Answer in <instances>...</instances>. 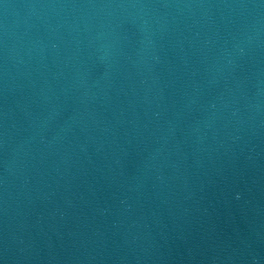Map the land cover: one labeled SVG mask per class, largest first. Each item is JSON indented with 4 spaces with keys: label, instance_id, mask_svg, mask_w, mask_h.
Returning a JSON list of instances; mask_svg holds the SVG:
<instances>
[{
    "label": "water",
    "instance_id": "95a60500",
    "mask_svg": "<svg viewBox=\"0 0 264 264\" xmlns=\"http://www.w3.org/2000/svg\"><path fill=\"white\" fill-rule=\"evenodd\" d=\"M0 264H264V0H0Z\"/></svg>",
    "mask_w": 264,
    "mask_h": 264
}]
</instances>
